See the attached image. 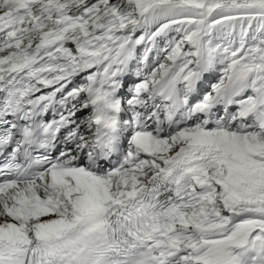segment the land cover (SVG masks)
I'll return each mask as SVG.
<instances>
[{
  "label": "bare ground",
  "instance_id": "bare-ground-1",
  "mask_svg": "<svg viewBox=\"0 0 264 264\" xmlns=\"http://www.w3.org/2000/svg\"><path fill=\"white\" fill-rule=\"evenodd\" d=\"M158 1H163V2H174V1H179V0H158ZM189 4L192 6V7H200L201 5H203V2L204 0H188ZM220 8L222 9H226L228 8L226 4H219ZM197 21V20H196ZM198 22V21H197ZM223 140H226L228 145L232 146V150L234 152H237L238 150V146L240 144V139L237 138L236 136H227V135H223L222 136ZM165 148H168V147H165ZM62 201H64L62 203ZM54 202V197L53 196H49V195H46L44 193H40L36 199L32 202V206L35 207V206H39L40 209L43 211L44 215L40 216V217H35L33 214H30L29 212L27 213V217L31 220V221H40L41 219L43 218H46L48 216H53L54 214L52 212H50L46 205L48 203H52ZM58 202H59V206L58 208H64L65 205L67 204L68 202V198L66 196V194L60 196V199H58ZM31 204V203H30ZM7 220V218H5L1 212H0V224H3L5 223Z\"/></svg>",
  "mask_w": 264,
  "mask_h": 264
},
{
  "label": "rangeland",
  "instance_id": "rangeland-1",
  "mask_svg": "<svg viewBox=\"0 0 264 264\" xmlns=\"http://www.w3.org/2000/svg\"><path fill=\"white\" fill-rule=\"evenodd\" d=\"M229 1H235L237 3L238 2L240 3H264V0H229Z\"/></svg>",
  "mask_w": 264,
  "mask_h": 264
}]
</instances>
